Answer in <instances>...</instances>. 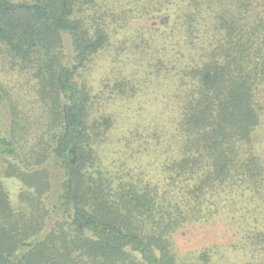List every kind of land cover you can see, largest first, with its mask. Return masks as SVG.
Masks as SVG:
<instances>
[{
  "label": "trees",
  "instance_id": "trees-1",
  "mask_svg": "<svg viewBox=\"0 0 264 264\" xmlns=\"http://www.w3.org/2000/svg\"><path fill=\"white\" fill-rule=\"evenodd\" d=\"M147 1L129 10L169 9L164 27L135 42L143 80L156 79L162 96L108 165L101 150L117 113L81 76L111 39L98 0H0V59L11 61L10 76L29 77L35 96L29 116L23 92L15 99L0 82V109L8 99L12 112L0 135V264H190L173 234L217 221L230 239L207 245L201 264L221 250L264 264V0ZM115 79L119 97L134 94L136 82ZM31 121L40 129L29 136ZM139 137L152 175L126 161ZM3 177L22 183L16 203Z\"/></svg>",
  "mask_w": 264,
  "mask_h": 264
},
{
  "label": "rangeland",
  "instance_id": "rangeland-1",
  "mask_svg": "<svg viewBox=\"0 0 264 264\" xmlns=\"http://www.w3.org/2000/svg\"><path fill=\"white\" fill-rule=\"evenodd\" d=\"M98 3L99 8L94 9H97V15H102L101 18L110 32L111 39L110 43L103 50L93 56L92 62L81 72V76L83 80L92 86L94 93L103 91L104 97L99 98L98 100H102L104 104L110 102V109H114L115 114L117 113L116 125L109 132V136L101 150L107 164L110 165L111 161L115 162L124 157L123 151L119 149L122 147L120 144L124 143V138L130 136L136 127L140 132L143 131L142 124L146 123V121H149V119L154 116L153 103H155V100L153 99L162 96L158 93V88L154 84L156 79L150 77V82L148 81V83L145 84L143 78H146V71H144V74L140 72L143 68L140 67L137 62V57L140 55V52L139 49L136 48L137 46L135 45V42L139 41L140 39L138 36L145 33L148 29H151L152 27H164L162 20H165L166 23H168L169 13L166 10L169 9L165 8L163 11L159 12L154 11L153 13H149V15L148 13L145 14V9L142 15L136 10L130 11L129 8L138 9L139 7L140 9H148L152 4L147 0H98ZM87 11L91 13V10ZM128 12H134V17L130 18ZM125 17H129L127 24H123V18ZM65 51L67 57L71 56L70 38L67 36L65 37ZM136 52L138 53L136 54ZM11 64V61L3 62L0 59V82H5L7 84L13 96H16L14 93L16 90H21L19 92H23V99L20 101L24 102L27 105V108L25 110L22 109L21 111L27 112L29 116H33L32 111L35 108L31 111V105L34 104L35 96L34 92L30 89V83L27 82L29 77L26 74L21 73L19 69H17L19 71L12 72V75L10 76V74L7 73V69L11 68ZM144 68L146 69L145 66ZM139 75H141L140 78ZM117 76L119 78L125 77L131 79L133 82L137 83L134 94H131L133 91H130L129 88L128 93L123 97H119V93H115L116 91L113 90L114 87L112 85ZM138 79L139 82L137 81ZM116 96L118 99L115 98ZM13 98L16 99L17 96ZM149 102H151L150 105H148ZM19 108L20 107L18 106V109ZM139 108L144 109L139 111ZM36 111L40 112V109H36ZM11 117L12 112L10 101L5 99L3 107L0 109V135L9 131ZM32 124L33 126L29 128V136H32L30 135V132L37 133L40 129V125L36 126L34 122L31 121V125ZM256 132L258 135L256 146L264 156V126H261ZM35 138L36 137L31 138L23 152L28 153ZM141 141L142 137L137 138L132 151L125 152L126 161L131 159L133 168H135L137 172L142 170L144 175L145 173L146 175H152L156 165H154V163L149 164L147 156L142 154V151L140 150ZM38 150L42 151L41 148H38ZM137 159H140L139 162ZM46 165L51 172L53 190L57 192L60 188V180L62 178L61 171L59 167L55 165L53 159L48 160ZM3 166V158L0 157V168H3ZM2 180L10 193L11 199L16 203L22 183L16 178L3 177ZM221 225L224 224L220 221L205 226L190 224L186 228L175 232L173 237L179 255L182 256V258H185L190 264L191 260L197 264H201L199 254L204 251V248L207 247V245L212 244L214 241H219L222 242L223 245H226L229 241L230 232ZM207 264H244V260L241 259L239 253L232 251L222 252L221 250L220 253H216L212 260Z\"/></svg>",
  "mask_w": 264,
  "mask_h": 264
}]
</instances>
